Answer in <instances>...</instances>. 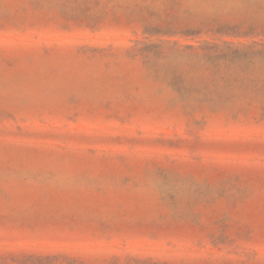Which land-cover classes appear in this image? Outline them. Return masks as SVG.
<instances>
[{"label":"rangeland","instance_id":"1","mask_svg":"<svg viewBox=\"0 0 264 264\" xmlns=\"http://www.w3.org/2000/svg\"><path fill=\"white\" fill-rule=\"evenodd\" d=\"M0 264H264V0H0Z\"/></svg>","mask_w":264,"mask_h":264}]
</instances>
